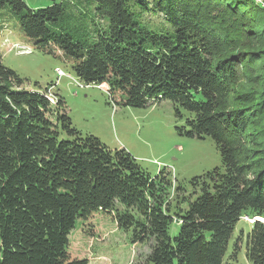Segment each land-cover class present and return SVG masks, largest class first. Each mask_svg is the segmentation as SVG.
<instances>
[{
  "label": "trees",
  "instance_id": "obj_1",
  "mask_svg": "<svg viewBox=\"0 0 264 264\" xmlns=\"http://www.w3.org/2000/svg\"><path fill=\"white\" fill-rule=\"evenodd\" d=\"M86 1L92 37L70 29L86 17L66 13L71 0L0 7L12 6L38 50L53 44L72 57L80 82L106 84L116 105L171 101L186 122L178 133L210 136L222 165L194 177L191 191L178 182L172 197L168 167L153 175L126 147L82 132L51 85L24 87L0 52V264H90L70 253V235L98 212L151 243L146 264H236L241 243L249 264H264V0ZM245 78L258 87L236 91ZM244 216L260 219L237 232Z\"/></svg>",
  "mask_w": 264,
  "mask_h": 264
},
{
  "label": "rangeland",
  "instance_id": "obj_2",
  "mask_svg": "<svg viewBox=\"0 0 264 264\" xmlns=\"http://www.w3.org/2000/svg\"><path fill=\"white\" fill-rule=\"evenodd\" d=\"M30 8L45 7L54 0H25ZM61 1V0H56ZM76 5L69 6L66 13L82 11L86 15L81 21L73 19L70 29L77 26L80 36L91 37L95 27L91 19L95 15V5L86 0H71ZM262 2V0H256ZM144 22L152 26H161L162 15L145 11L141 13ZM101 24L106 21L98 18ZM49 26L61 30L66 25ZM69 29V30H70ZM84 33V34H83ZM35 38L28 37L21 28L20 16L12 6L0 7V52L3 63L17 71L24 79V87L44 90L51 85L54 94L61 95L66 110L75 126L84 133H93L112 148H131L138 156L140 164L155 175L166 166L171 173L174 187L179 182L189 191L191 180L204 175L207 171L222 165V158L214 140L188 137L178 133L176 127L186 125L184 119L178 120L174 104L163 101L146 108L118 106L109 95L108 86L104 88H81L80 81L72 70L73 59L55 45L47 47L46 52L35 47ZM28 51V52H27ZM66 75L60 78L57 69ZM251 78L242 79L236 91H251L258 86ZM253 128H248L252 131ZM257 218L244 216L237 226V232H247ZM264 220V218H261ZM170 235L176 236L179 224L173 223ZM131 232L117 225L111 216L98 212L87 222L77 220L70 235V253L79 258H87L90 264H146L151 251L149 242H132ZM244 244V243H243ZM241 243V251L236 264H249L246 260L245 246Z\"/></svg>",
  "mask_w": 264,
  "mask_h": 264
},
{
  "label": "built area",
  "instance_id": "obj_3",
  "mask_svg": "<svg viewBox=\"0 0 264 264\" xmlns=\"http://www.w3.org/2000/svg\"><path fill=\"white\" fill-rule=\"evenodd\" d=\"M27 52H28V51H27ZM57 72H58V79H57V82H56V83H59L60 78L63 77V76H65L66 73H65L62 69H60V68L57 69ZM78 85H79L81 88L100 87V88H104V89H105L104 84H100V85H97V84L86 85V84H84V83H82V82L79 81V82H78ZM51 89H52V88H51ZM50 97H51L52 101H54V95H53L52 92L50 93Z\"/></svg>",
  "mask_w": 264,
  "mask_h": 264
},
{
  "label": "crops",
  "instance_id": "obj_4",
  "mask_svg": "<svg viewBox=\"0 0 264 264\" xmlns=\"http://www.w3.org/2000/svg\"><path fill=\"white\" fill-rule=\"evenodd\" d=\"M123 145V147H126L128 150H130L137 158H138V156L131 150V148H129V147H127L126 145H124V144H122Z\"/></svg>",
  "mask_w": 264,
  "mask_h": 264
},
{
  "label": "water",
  "instance_id": "obj_5",
  "mask_svg": "<svg viewBox=\"0 0 264 264\" xmlns=\"http://www.w3.org/2000/svg\"><path fill=\"white\" fill-rule=\"evenodd\" d=\"M257 219H259V218H257Z\"/></svg>",
  "mask_w": 264,
  "mask_h": 264
},
{
  "label": "bare ground",
  "instance_id": "obj_6",
  "mask_svg": "<svg viewBox=\"0 0 264 264\" xmlns=\"http://www.w3.org/2000/svg\"><path fill=\"white\" fill-rule=\"evenodd\" d=\"M260 219V218H259Z\"/></svg>",
  "mask_w": 264,
  "mask_h": 264
}]
</instances>
